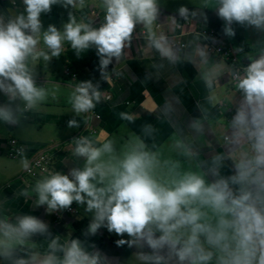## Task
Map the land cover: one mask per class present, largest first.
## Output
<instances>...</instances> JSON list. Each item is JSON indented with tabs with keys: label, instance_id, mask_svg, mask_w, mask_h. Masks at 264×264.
<instances>
[{
	"label": "crops",
	"instance_id": "0c3cea01",
	"mask_svg": "<svg viewBox=\"0 0 264 264\" xmlns=\"http://www.w3.org/2000/svg\"><path fill=\"white\" fill-rule=\"evenodd\" d=\"M262 5L0 0V264H264V33L248 28ZM106 25L124 32L115 48ZM210 28L235 65L197 34ZM41 153L76 213L26 174ZM156 191L177 214L157 204L160 231L140 225L136 199ZM215 228L227 233L209 260Z\"/></svg>",
	"mask_w": 264,
	"mask_h": 264
},
{
	"label": "built area",
	"instance_id": "2783aa9c",
	"mask_svg": "<svg viewBox=\"0 0 264 264\" xmlns=\"http://www.w3.org/2000/svg\"><path fill=\"white\" fill-rule=\"evenodd\" d=\"M115 6V4H113ZM124 32L118 31L116 28L106 25L102 28L103 39L102 43L106 48L116 47L118 45L121 36ZM197 34H201L208 41L209 39L217 40L214 43H208V49L217 53L219 56L227 61H231L233 65L237 63L236 57L233 55V50L230 47H226L223 41L218 37V33L215 29H203ZM236 68V66H235ZM243 69V68H242ZM104 70L103 68L101 69ZM256 74H260L259 70L254 69ZM241 73L236 69L233 74V79H241ZM88 91H85V95H88ZM22 153V147L16 139L10 140V151L9 155L12 157H18ZM52 158L49 153H41L36 159H34L31 165L27 168L26 174L33 179L44 178L43 187L44 190L48 191L55 198H59L64 203L63 211L65 213L74 214L77 212L76 206L74 204H69V200L72 197V188L69 180L62 177L57 171L52 167ZM46 176V177H45ZM61 215V214H60Z\"/></svg>",
	"mask_w": 264,
	"mask_h": 264
},
{
	"label": "rangeland",
	"instance_id": "374dc122",
	"mask_svg": "<svg viewBox=\"0 0 264 264\" xmlns=\"http://www.w3.org/2000/svg\"><path fill=\"white\" fill-rule=\"evenodd\" d=\"M262 7H264V5H262ZM240 18H241V20H243L241 14H240ZM263 24H264V22L263 23L260 22V24H254L252 26L248 25V28H251V29L255 28V32H260L259 34L261 35V34L264 33V31H263V29L258 28L257 26H264ZM246 33H248V32L246 31ZM198 35H201V34H198ZM233 55L236 58L238 57V56H236L234 54V52H233ZM28 177L31 178L30 176H28ZM88 186L89 185H84L83 184L81 187L84 189V191H86V193L89 194V196L91 198L93 195H91V193H89V190H91V188H93V187L88 188ZM87 189H89V190H87ZM151 192H152V189H151ZM78 195H80V193H78ZM54 199H55V197H54ZM136 199L139 202H141V205L143 206V208H139L140 225H142V224L144 225V223H146L148 225V227H149V230L160 231L158 229V227H157L158 226V217L160 215L159 209L156 208L157 204H160V208L162 210H165L166 215H175V216H177L176 213H171V212L175 211V209H174V207H173L171 202L167 201L166 199H159L158 200V192L157 191H156V201H152L151 203L149 201V203L146 204V198H143V197H136ZM76 200H78V199H76L75 192L72 191V197L69 200V204H74V201H76ZM91 201L93 203H95L96 202L95 197H92ZM142 203H145V205L142 204ZM102 210H105V209H102ZM219 215H220V211H219ZM212 216L214 217V213H213ZM180 218H181V220H183L182 217H180ZM182 226H183L182 232H184L185 235H187L188 237L190 235L192 236V237L190 236L191 237V243H192V245H191L192 251L195 252V253H199L202 249H204V247H202L201 245H198V244H193V240H194L193 236H194V234L197 233V231H192V230L188 229L189 226H190V221L183 222ZM139 232H140V229H139ZM164 232H167V231H164ZM174 232L176 233V235L177 234L179 235V232H177V231H174ZM204 232H205V234H207L206 240L210 244V247L208 248V259L210 260V255H212V247L216 248V245L214 244V240L223 241V234H226L227 231L224 230V229H221V228L220 229H216L215 228V229H212V230H209V231H204ZM127 248H128V251L129 250L130 251H134V249H135L134 245H131V244H129L127 246ZM80 259L82 260V262H84L86 264H90L89 258L80 257ZM136 261L138 262V259L136 257H133L132 264H136ZM192 262H194V260ZM195 262H196V260H195Z\"/></svg>",
	"mask_w": 264,
	"mask_h": 264
},
{
	"label": "water",
	"instance_id": "95a60500",
	"mask_svg": "<svg viewBox=\"0 0 264 264\" xmlns=\"http://www.w3.org/2000/svg\"><path fill=\"white\" fill-rule=\"evenodd\" d=\"M242 213H243V214L245 213V214L248 215V216L250 215L249 212L245 209V207L243 208ZM257 235H258V234L255 233L251 238H252V239H255V238L257 237Z\"/></svg>",
	"mask_w": 264,
	"mask_h": 264
},
{
	"label": "trees",
	"instance_id": "16d2710c",
	"mask_svg": "<svg viewBox=\"0 0 264 264\" xmlns=\"http://www.w3.org/2000/svg\"><path fill=\"white\" fill-rule=\"evenodd\" d=\"M74 204H75V202H74Z\"/></svg>",
	"mask_w": 264,
	"mask_h": 264
}]
</instances>
